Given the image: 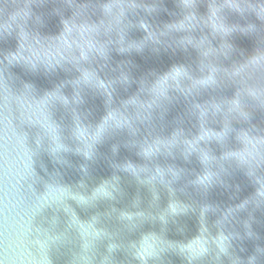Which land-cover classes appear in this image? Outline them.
<instances>
[{
	"label": "water",
	"instance_id": "95a60500",
	"mask_svg": "<svg viewBox=\"0 0 264 264\" xmlns=\"http://www.w3.org/2000/svg\"><path fill=\"white\" fill-rule=\"evenodd\" d=\"M0 264H264V0H0Z\"/></svg>",
	"mask_w": 264,
	"mask_h": 264
}]
</instances>
